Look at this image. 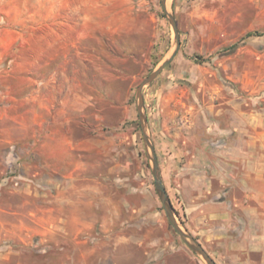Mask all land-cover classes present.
I'll return each mask as SVG.
<instances>
[{
	"label": "rangeland",
	"instance_id": "1",
	"mask_svg": "<svg viewBox=\"0 0 264 264\" xmlns=\"http://www.w3.org/2000/svg\"><path fill=\"white\" fill-rule=\"evenodd\" d=\"M51 7L0 0V264H81L86 255L89 264L113 263L99 260L95 229L79 233L78 219L59 221L52 241L34 238L32 212H47L59 194L117 197L123 217L133 213L137 240H168L184 252L180 260L207 264L166 214L139 119V85L177 45L162 0H56L49 17ZM168 7L181 46L144 87L159 163L164 95L189 102L200 82L264 91V0ZM133 253L144 256L138 247Z\"/></svg>",
	"mask_w": 264,
	"mask_h": 264
},
{
	"label": "crops",
	"instance_id": "2",
	"mask_svg": "<svg viewBox=\"0 0 264 264\" xmlns=\"http://www.w3.org/2000/svg\"><path fill=\"white\" fill-rule=\"evenodd\" d=\"M48 2L50 17L56 0ZM159 113L161 174L183 227L217 264H264V91L248 93L246 85L200 82L189 102L177 94L164 95ZM48 202L47 212H32L34 238L44 235L52 241L59 221L74 218L80 222L79 233L95 229L100 261L198 264L180 260L184 252L172 250L168 240H137L133 213L123 217L117 197L59 194ZM68 208L74 215H67ZM108 241L111 252L105 255ZM135 247L143 258H135ZM80 261L89 264L87 255Z\"/></svg>",
	"mask_w": 264,
	"mask_h": 264
},
{
	"label": "water",
	"instance_id": "3",
	"mask_svg": "<svg viewBox=\"0 0 264 264\" xmlns=\"http://www.w3.org/2000/svg\"><path fill=\"white\" fill-rule=\"evenodd\" d=\"M162 4L174 28L177 45L174 52L168 58H166L138 87L137 99H138V112H139L140 124L142 127L143 136L148 152L149 149H151L152 151L151 153L149 152V156L154 164L153 175L155 179L156 189L171 224L174 226L178 234L186 242V244L192 251L202 256L206 260L207 264H217L215 259L209 254V252L203 247V245L192 234H190L187 229L183 227L181 221L179 220L175 207L169 195V192L162 178L160 163L155 145L153 144L151 136L148 133V118L145 112L144 87L145 85L154 81L160 75V73L176 56L181 46L180 30L176 16L172 11L169 10L168 0H162Z\"/></svg>",
	"mask_w": 264,
	"mask_h": 264
},
{
	"label": "trees",
	"instance_id": "4",
	"mask_svg": "<svg viewBox=\"0 0 264 264\" xmlns=\"http://www.w3.org/2000/svg\"><path fill=\"white\" fill-rule=\"evenodd\" d=\"M159 61H160V58L158 57H156V59H155V64H157V63H159Z\"/></svg>",
	"mask_w": 264,
	"mask_h": 264
},
{
	"label": "bare ground",
	"instance_id": "5",
	"mask_svg": "<svg viewBox=\"0 0 264 264\" xmlns=\"http://www.w3.org/2000/svg\"><path fill=\"white\" fill-rule=\"evenodd\" d=\"M168 4H169V0H168Z\"/></svg>",
	"mask_w": 264,
	"mask_h": 264
}]
</instances>
